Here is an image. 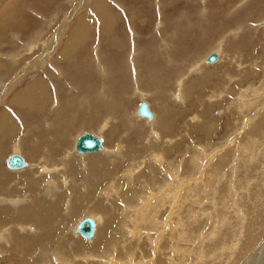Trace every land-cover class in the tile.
Listing matches in <instances>:
<instances>
[{
    "label": "rangeland",
    "instance_id": "rangeland-1",
    "mask_svg": "<svg viewBox=\"0 0 264 264\" xmlns=\"http://www.w3.org/2000/svg\"><path fill=\"white\" fill-rule=\"evenodd\" d=\"M0 264H264V0H0Z\"/></svg>",
    "mask_w": 264,
    "mask_h": 264
},
{
    "label": "water",
    "instance_id": "water-1",
    "mask_svg": "<svg viewBox=\"0 0 264 264\" xmlns=\"http://www.w3.org/2000/svg\"><path fill=\"white\" fill-rule=\"evenodd\" d=\"M219 55L217 52H212L207 57L208 63L217 62ZM138 114L146 118H154V112L151 110L149 103L147 101H142L138 108ZM102 139L100 136L92 132H84L81 134L76 142L75 148L81 153H91L102 148ZM7 164L10 168H20L26 165V160L24 156L18 153H12L7 159ZM96 231V222L95 220L87 216L84 218L79 225L77 226V232L81 235L91 238L94 236Z\"/></svg>",
    "mask_w": 264,
    "mask_h": 264
},
{
    "label": "bare ground",
    "instance_id": "bare-ground-1",
    "mask_svg": "<svg viewBox=\"0 0 264 264\" xmlns=\"http://www.w3.org/2000/svg\"><path fill=\"white\" fill-rule=\"evenodd\" d=\"M97 1V0H96ZM102 3V2H101ZM103 5H104V2H103ZM103 9H104V7H103ZM102 10V9H101ZM105 10V9H104ZM112 11V10H111ZM106 12V11H105ZM104 14V13H103ZM109 14H110V11H109V8H108V11H107V15L109 16ZM112 17V16H111ZM106 19H107V16H106ZM79 20H81V19H79ZM79 20H78V22H77V27H80V25H82L84 22L81 20L80 22H79ZM109 19H107V22L105 23L106 24V26H107V24H110L109 22ZM83 22V23H82ZM82 23V24H81ZM109 27V26H108ZM63 29V28H62ZM78 30V29H77ZM64 32V31H63ZM79 32V31H78ZM77 41V40H76ZM118 43V42H117ZM71 47V46H70ZM218 51V50H217ZM218 53V55H219V59H218V61L217 62H214V63H208L207 62V58L205 59V62L204 63H206V64H216V63H218L219 62V60H220V57H221V54H220V51H218L217 52ZM209 56V55H208ZM46 57V56H45ZM199 67V66H198ZM197 69V68H196ZM65 73V72H64ZM22 75V74H21ZM20 76V75H19ZM39 81V79L36 81V84H37V82ZM33 83H31L30 84V89L31 90H33L34 89V87H32L33 85H32ZM38 84H41V83H38ZM3 86V85H2ZM32 87V88H31ZM9 89L10 88H7V91H9ZM179 89V88H178ZM36 90H38V89H36ZM34 91V90H33ZM39 91V90H38ZM35 92V91H34ZM41 93V92H40ZM32 94H33V92H32ZM35 94V93H34ZM4 95V94H3ZM39 94H37V96H38ZM37 96H34L33 95V97H34V99L37 97ZM41 96V95H40ZM178 96H181V98H182V91L179 89V91H178ZM6 97V96H5ZM42 98V97H41ZM44 99V98H43ZM40 100V99H39ZM184 100V99H183ZM145 101V100H144ZM35 103H36V101H35ZM141 103V102H140ZM38 104V103H37ZM140 105V104H139ZM39 106V105H38ZM37 106V107H38ZM149 106H150V104H149ZM138 108H139V106H138ZM138 108H137V111H135L136 113H137V115L138 116H140V117H142V118H145V119H147V120H149V121H153L151 124L149 123V122H147V123H149L150 124V126L151 127H154V124H156V122L158 121V116L156 117V113L154 112V118H156V119H154V118H152V119H150V118H146V117H143V116H141V115H139L138 114ZM151 108V107H150ZM79 117V116H78ZM8 120V119H7ZM138 120V119H137ZM146 120V121H147ZM164 122V121H163ZM164 123H166V122H164ZM107 126H108V121L107 122H105L101 127H99L101 130H104L105 128H107ZM100 129H99V131H100ZM98 131V132H99ZM64 132V131H63ZM84 132H86V131H84ZM83 132V133H84ZM88 132H92V133H94V134H96L97 136H100L101 137V139H102V148L100 149V150H97V151H95V152H91V153H81V152H79L78 150H76V148H75V146H74V150L77 152V153H79V154H81V155H85V154H92V153H98V152H103L104 151V154L105 155H107L108 153H111L112 152V150L111 149H109V148H106V144H105V138H104V136L102 135V133H97V132H93V131H88ZM82 133V132H81ZM81 133L80 134H78L77 136H76V139H75V142H77V140H78V138H79V136L81 135ZM82 133V134H83ZM157 135H158V133H156ZM74 142V144L76 145V143ZM120 145V144H119ZM20 151V150H19ZM106 152V153H105ZM14 153H18V154H21L20 152H14ZM118 153V152H117ZM116 153V154H117ZM99 154V153H98ZM115 154V153H114ZM22 155V154H21ZM103 155V154H102ZM23 156V155H22ZM25 158V157H24ZM95 158H97V159H99L100 157H98V156H93V157H91V158H89V163L87 162V161H85V162H87L88 163V165H91V169L92 170H94V174L96 173L95 172V169L94 168H96L97 169V171H98V174L99 175H101L102 174V172L104 171V169H106L107 167H106V165H104L103 163H97V164H92V163H90L92 160H96ZM103 158V157H102ZM108 158V157H107ZM112 158H114V157H112ZM160 158V157H159ZM8 159V158H7ZM101 159V158H100ZM104 159V158H103ZM110 159H111V157H110ZM115 159H116V157H115ZM25 160H26V158H25ZM105 160H107V159H105ZM112 161V160H111ZM111 161L110 162H108V163H110L111 164ZM102 162V161H101ZM104 162V161H103ZM6 163H7V160H6ZM96 163V162H95ZM30 164L31 163H29L27 160H26V165L25 166H23V167H20V168H11L12 170H20V171H22V170H24L25 168L27 169V170H29V168H30ZM79 164V163H78ZM110 164H108V165H110ZM112 164H114V161H113V163ZM8 165V164H7ZM73 165V164H72ZM72 165H71V167L70 168H72ZM107 165V166H108ZM66 166V165H65ZM68 166V165H67ZM111 166V165H110ZM9 167V166H8ZM10 168V167H9ZM69 168V169H70ZM22 169V170H21ZM25 169V171H27ZM42 170H46L45 172H49V171H51V169H48V167L47 166H45V167H42ZM73 171H74V174L76 173V169L75 168H73ZM115 171V170H114ZM101 173V174H100ZM72 174V173H71ZM95 176H98L97 174H95ZM102 176V175H101ZM99 178V177H98ZM94 180V179H93ZM93 180L91 181V183L90 184H92V182H93ZM33 184H34V182H33ZM92 186V185H91ZM110 188V187H109ZM48 189H50V187L48 188ZM25 208V207H24ZM30 209V208H29ZM2 210V209H1ZM23 210V208L21 209V211ZM22 216H30V214L29 213H27V211H22ZM33 213V212H32ZM44 213H45V211H44ZM42 214V213H41ZM45 215V214H44ZM90 217H92V216H90ZM84 218H86V217H84ZM83 217L82 218H80L79 219V221L77 222V225H76V228H75V232L76 233H78V234H80L79 232H77V226L79 225V223L84 219ZM94 220H95V222H96V231H95V234H94V236L93 237H91V238H87V237H85V236H83L86 240H88V241H92V240H94L95 239V237H96V235H97V232H98V226H99V221L96 219V218H94V217H92ZM37 222V221H36ZM81 235V234H80ZM36 242V241H35ZM263 260V259H262Z\"/></svg>",
    "mask_w": 264,
    "mask_h": 264
},
{
    "label": "crops",
    "instance_id": "crops-1",
    "mask_svg": "<svg viewBox=\"0 0 264 264\" xmlns=\"http://www.w3.org/2000/svg\"><path fill=\"white\" fill-rule=\"evenodd\" d=\"M79 111L82 112L81 114H84V115L86 116V114H87V108H85V107L83 106V109H82V110H78V112H79ZM80 112H79V113H80ZM21 118H22V116H21ZM21 118H20V119H21ZM22 126H23V125H22ZM85 131H86V130H85ZM82 133H83V132H82ZM82 133H81V134H82ZM75 143H76V142H75ZM74 146H75V145H74ZM73 149H74V148H73Z\"/></svg>",
    "mask_w": 264,
    "mask_h": 264
}]
</instances>
